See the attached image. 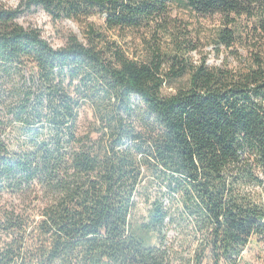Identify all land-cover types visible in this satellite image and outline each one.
<instances>
[{
  "label": "trees",
  "instance_id": "16d2710c",
  "mask_svg": "<svg viewBox=\"0 0 264 264\" xmlns=\"http://www.w3.org/2000/svg\"><path fill=\"white\" fill-rule=\"evenodd\" d=\"M39 8L83 37L56 46L19 22ZM175 11L219 15L236 64L195 62ZM253 239L264 249V0L0 3V264H241Z\"/></svg>",
  "mask_w": 264,
  "mask_h": 264
},
{
  "label": "rangeland",
  "instance_id": "374dc122",
  "mask_svg": "<svg viewBox=\"0 0 264 264\" xmlns=\"http://www.w3.org/2000/svg\"><path fill=\"white\" fill-rule=\"evenodd\" d=\"M21 0H0V3L10 7H17ZM174 15L183 20L192 32V35L196 37L198 42V49L191 53L195 62H200L203 58L206 59L210 66L222 65L225 61H229L231 65L236 64V60L226 50L218 52L215 48L214 34L221 24V17L219 15L203 16L195 13L178 12L175 11ZM97 24L101 25L104 22V15H97L91 18ZM19 22L25 25L34 24L40 27L45 37H47L54 45L59 46L65 43L67 36L70 33H77L81 38L83 34L79 23L69 19L53 20L49 14L39 8L33 12L26 13L19 18ZM128 40L132 39L131 33H128ZM130 42V41H129ZM244 55L247 54V50L241 48ZM175 84H180L176 81ZM173 91V88H168L167 92ZM81 131L86 132L92 128L95 123V117L93 111L86 107L81 116ZM8 198V197H7ZM42 205V203H41ZM150 205L143 199L139 200V205L134 212L135 220L144 221L148 216ZM43 208L36 207L35 211L38 214ZM203 264H212L211 258L208 256ZM241 264H264V249L262 245L258 244L254 239L243 253Z\"/></svg>",
  "mask_w": 264,
  "mask_h": 264
}]
</instances>
